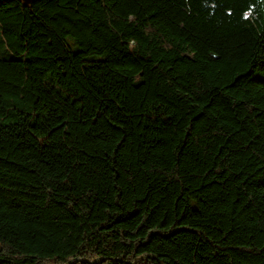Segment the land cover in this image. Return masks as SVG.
Wrapping results in <instances>:
<instances>
[{
  "label": "trees",
  "instance_id": "1",
  "mask_svg": "<svg viewBox=\"0 0 264 264\" xmlns=\"http://www.w3.org/2000/svg\"><path fill=\"white\" fill-rule=\"evenodd\" d=\"M110 55L140 67L126 119L84 74ZM150 100L173 111L159 143ZM44 107L84 162L75 199ZM0 264H264V0H0Z\"/></svg>",
  "mask_w": 264,
  "mask_h": 264
},
{
  "label": "rangeland",
  "instance_id": "2",
  "mask_svg": "<svg viewBox=\"0 0 264 264\" xmlns=\"http://www.w3.org/2000/svg\"><path fill=\"white\" fill-rule=\"evenodd\" d=\"M118 59L110 55L106 63H98L93 68H88L84 74L92 81L97 83L103 97L107 100L110 113L118 118H128L125 107L126 96L124 92L125 80L128 76H139L140 67L135 65L134 70L130 73L120 72L115 68ZM50 77L53 85H59L55 79ZM35 85L44 92L49 93L54 97H60V93L56 91L54 86L46 84L43 80H35ZM139 89L136 90L138 92ZM64 104L73 112L74 116L82 121L87 128L93 127L96 121V110L89 103L83 104L76 100H64ZM157 115L163 117L166 123H169L173 118V111L167 108L163 103L156 100H150L146 108V120L148 127L142 129V137L148 142L159 143L160 133L155 128L153 118ZM34 139L37 143L48 145L51 149L59 153L63 162L68 167L70 174L66 183L59 186V190L66 194L71 199H75V192L73 188V174L72 168L74 165L83 166L82 157L73 151L68 150L64 144L52 139L49 132L52 128L61 125L62 121L59 115L52 109L44 107L40 113L34 116Z\"/></svg>",
  "mask_w": 264,
  "mask_h": 264
},
{
  "label": "water",
  "instance_id": "3",
  "mask_svg": "<svg viewBox=\"0 0 264 264\" xmlns=\"http://www.w3.org/2000/svg\"><path fill=\"white\" fill-rule=\"evenodd\" d=\"M23 1H25V0H23Z\"/></svg>",
  "mask_w": 264,
  "mask_h": 264
}]
</instances>
